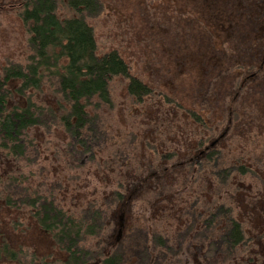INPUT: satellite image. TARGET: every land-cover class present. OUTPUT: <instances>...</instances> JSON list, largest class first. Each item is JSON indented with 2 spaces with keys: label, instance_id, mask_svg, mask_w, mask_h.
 <instances>
[{
  "label": "trees",
  "instance_id": "16d2710c",
  "mask_svg": "<svg viewBox=\"0 0 264 264\" xmlns=\"http://www.w3.org/2000/svg\"><path fill=\"white\" fill-rule=\"evenodd\" d=\"M117 1H17L29 54L0 67V264H264V200L246 187L264 182V0H229L225 26L197 0H151L149 31L172 46L144 70L145 36L132 52L99 31ZM161 4L178 39L158 27ZM194 40L209 67L185 56ZM30 231L49 249L24 243Z\"/></svg>",
  "mask_w": 264,
  "mask_h": 264
},
{
  "label": "rangeland",
  "instance_id": "374dc122",
  "mask_svg": "<svg viewBox=\"0 0 264 264\" xmlns=\"http://www.w3.org/2000/svg\"><path fill=\"white\" fill-rule=\"evenodd\" d=\"M17 1L18 0H0V67L10 62H24L29 54L27 46L28 33L20 17V6ZM178 1L184 7H188L187 4L190 6L188 0ZM228 1L229 0H197L194 6L199 7L200 14L205 16L206 19L212 20L215 23H222L223 26H225L222 18L226 14L233 16V12L227 8ZM150 3L151 0H125L123 3L121 0L119 2L117 1L116 6L121 10L117 9L121 12L117 11L116 6L114 5L115 10L111 13V15H109L105 9L103 18L100 22H98L101 27L99 28V31H102L105 35L104 39H106L107 42L116 37L131 46V40H136L137 38L140 39V37L145 36V40L147 41L143 43L140 54L134 57L141 70H144L147 67L145 61L146 53H151L149 51L160 46L162 49L172 46L170 44L159 43L157 39H155L156 37L154 36L153 31H149V27L152 26L150 22L154 23L155 21V18L152 17V11L150 10ZM123 5L125 6V9ZM156 8L158 9V12L157 14H154L158 17V27L170 30L173 33L174 38L178 39L181 36L179 33L182 30L181 19L175 12H167L166 7L163 4L158 5ZM98 20L99 19H97V21ZM211 26H213V24H211ZM174 28H176V30H173ZM130 49L132 52L133 50L137 52L133 46H131ZM176 51L177 52L175 54L177 56L180 55L179 50ZM169 53L172 54L170 51H164L161 55L162 60L166 63H168L171 59ZM185 56L189 60L193 59L196 62L202 58V63L199 69L204 68V66L209 67L211 62L215 60V58L209 53L205 41L201 40H194L188 43L185 49ZM185 56L183 54L180 55L181 67L179 73L167 80V83L172 84L170 88L176 89L179 85H184L186 83L181 82V80L186 81V73L188 72V65L186 63ZM157 80L158 83L161 82L159 79ZM262 86L264 90V78L261 82V87ZM47 87H45L43 93L39 94L42 95L41 97H48L51 93ZM124 92V84L118 83L115 94L120 96ZM260 97L263 99L264 93L263 96L260 94ZM259 104L261 105L260 113L263 115L264 102L262 103L263 105L261 103ZM116 117L119 121L124 120V116L122 114L121 116L117 115ZM110 152L113 154L114 161L117 162L121 160V156L117 150H110ZM260 174L261 175L258 176H262L264 178V170H260ZM251 185L253 186L249 187ZM246 187L248 190H255L257 196L264 200V182L261 178L255 177L253 181L249 180ZM245 207H248L247 204H245ZM262 209H264V201L261 200L259 202V210ZM259 213L260 214L256 215L254 222H256V224H264V213H262V211H259ZM25 229L26 231H29L27 228ZM5 230H8L7 226H5ZM22 240L24 243L33 244V251L35 252L43 253L48 248L46 246L47 241L41 237L39 232H27L25 236H22ZM30 250L32 249H28L27 251Z\"/></svg>",
  "mask_w": 264,
  "mask_h": 264
}]
</instances>
